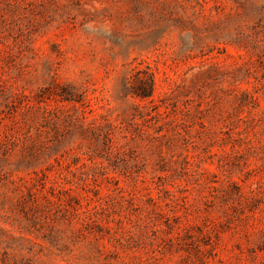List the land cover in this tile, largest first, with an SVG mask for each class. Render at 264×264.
Returning a JSON list of instances; mask_svg holds the SVG:
<instances>
[{
    "label": "rangeland",
    "instance_id": "374dc122",
    "mask_svg": "<svg viewBox=\"0 0 264 264\" xmlns=\"http://www.w3.org/2000/svg\"><path fill=\"white\" fill-rule=\"evenodd\" d=\"M0 264H264V0H0Z\"/></svg>",
    "mask_w": 264,
    "mask_h": 264
}]
</instances>
